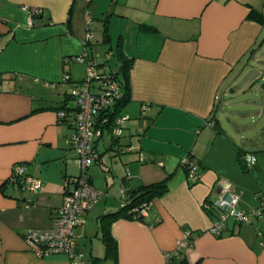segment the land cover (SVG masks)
I'll return each mask as SVG.
<instances>
[{
    "label": "crops",
    "instance_id": "1",
    "mask_svg": "<svg viewBox=\"0 0 264 264\" xmlns=\"http://www.w3.org/2000/svg\"><path fill=\"white\" fill-rule=\"evenodd\" d=\"M257 12L264 15V0H0V264H72L63 254L35 257L23 239L53 224L66 181L79 172L66 141L71 129L56 116L74 105L64 75L85 77L87 63L76 57L86 55L96 71L105 63L96 64L93 43L109 47L114 64L102 67L113 73L129 61L130 100L121 133L95 139L98 163L88 172L102 196L74 230L79 264L104 256L99 218L118 210L121 191L165 179L167 192L147 203L142 220L111 223L116 262L102 264H165L185 236L193 241L178 248L183 264H264L256 220H229L220 236L209 232L218 181L232 184L244 211L264 197V24ZM249 106L253 112L243 109ZM244 154L255 157L252 167ZM187 155L199 164L196 182L179 164ZM19 164L42 181L37 193L9 180ZM94 240L102 244L97 254ZM87 242L88 254L81 250Z\"/></svg>",
    "mask_w": 264,
    "mask_h": 264
},
{
    "label": "built area",
    "instance_id": "2",
    "mask_svg": "<svg viewBox=\"0 0 264 264\" xmlns=\"http://www.w3.org/2000/svg\"><path fill=\"white\" fill-rule=\"evenodd\" d=\"M31 15L41 14L37 8L29 9ZM91 35L87 36L89 41ZM80 63H87L86 55L76 57ZM86 77L80 82L71 81L68 75H64L63 82L68 85L67 95L72 99L73 107L69 111L57 112L58 118L67 121V126L71 129V134L67 138L68 145L76 153V161L79 173L68 179L67 186L63 192L61 206L54 213L53 224L48 228H31L24 235V243L27 252L41 259L52 255H66L72 264H79L83 258V253L78 251L73 242V233L77 225L84 221L86 212L100 199L102 193L92 187L87 177L88 169L97 162L98 154L95 152V139L103 133L110 132L113 136L121 133V123L125 119L124 115L117 117L115 126L111 130L104 128L107 122V113L112 109L115 101L118 100V85L109 75L106 69L99 73L87 63ZM218 97V96H217ZM217 97H215L217 99ZM142 113L148 110V105H142ZM103 114L104 116H102ZM102 116V122L97 125L96 120ZM180 166L185 170L187 179L196 182L200 177V167L194 158L187 155L179 160ZM246 166H253L256 162L253 155L243 157ZM11 182L15 186H21L28 193H37L42 187V181L27 174L23 165L12 167ZM218 194L211 203V208L217 212L216 222L209 232L220 236L227 222L232 220L237 224H251L256 220L257 236L264 239V197L256 207L249 211H244L238 207L239 198L233 190L232 184L227 181H218ZM122 197L124 192L121 191ZM29 208L32 204L25 203ZM148 205L141 206L140 215L145 217ZM193 241L192 236H185L180 241L178 248L187 247ZM178 248L165 255V264L171 257H178Z\"/></svg>",
    "mask_w": 264,
    "mask_h": 264
},
{
    "label": "trees",
    "instance_id": "3",
    "mask_svg": "<svg viewBox=\"0 0 264 264\" xmlns=\"http://www.w3.org/2000/svg\"><path fill=\"white\" fill-rule=\"evenodd\" d=\"M255 18L257 19V22L259 21L260 24H264V15H262L260 12L256 13ZM107 37H108V35L106 33V30H105L104 41L107 40ZM129 64L130 63L128 60H122L121 64L119 65L120 67H119L118 73L117 72L113 73L108 66L102 67V66L106 65L105 63L102 66L100 65L101 67L99 69H97L99 73H102L106 69L107 75L110 76L112 81L117 83L118 90H119L118 91V93H119L118 100L115 101V104L112 107V109L106 114L108 119L106 122L107 124H106V126H104V128H106L107 130H111L112 126H115V121H116L117 117L120 115H123L122 110L128 104V101L130 100L129 78H128V76H129L128 70L130 67ZM89 66H92V65H89ZM70 108H71V106L68 107V105H62L58 108L57 112L69 111ZM101 115L104 116L103 114H101ZM102 116L98 117V119L96 120L97 125H99V123L102 122L101 121ZM58 119L63 124L67 125V123H66L67 121H65V119H63V118H58ZM209 122H212V121H209ZM96 151L97 150L95 148V152ZM245 156L246 155L244 154L242 157H240L241 161H243V157H245ZM96 163H98V159H97V162H95L93 165H95ZM87 174H88L87 177L89 179L90 184L92 185V187H94L92 184V181H91V177H89L88 171H87ZM70 177H72V176H70ZM68 179L66 181L65 187L67 186ZM166 180L167 179L162 180L160 182L151 183L148 185H140V186H137L138 188L133 189L129 193L125 192V195L121 198L122 202H121V205L119 206L117 211H114L111 213H106V214L100 216V218H99V220H100V223H99L100 235L98 237L100 238V240L102 241L103 246H104V248H103L104 249V256L101 259L98 258V260L97 259L92 260L93 264H101V262H103V260H106V259H109L113 262H116L115 259L117 256V248H116L117 244H116V241L113 239V237L111 236V233H110L111 223H113L114 221H116L118 219H122V218L133 219V220H142L143 217L140 215V212H139V210L141 209V206L145 203L150 202L154 197L156 198L158 196H162L163 194H165L167 192L168 188H167V181ZM95 189H97V188H95ZM167 264H183V261L179 260L177 258L171 257L169 259V261L167 262Z\"/></svg>",
    "mask_w": 264,
    "mask_h": 264
},
{
    "label": "rangeland",
    "instance_id": "4",
    "mask_svg": "<svg viewBox=\"0 0 264 264\" xmlns=\"http://www.w3.org/2000/svg\"><path fill=\"white\" fill-rule=\"evenodd\" d=\"M93 43V42H92ZM93 48L92 49H94L93 51H94V56H95V62H96V64H98V63H103V62H105V64L106 63H110L111 64V66L114 64L113 62H114V60H112V56H111V54H109L110 52H109V47H104V46H102L101 44H97V43H93ZM107 57H109V61H107L106 62V59H107ZM245 74H247L246 72H245ZM82 76H85L86 77V71L84 72V75H83V72H82ZM246 76V75H245ZM84 77V78H85ZM242 77V76H241ZM244 77H242V79H243ZM252 106H249V107H245V108H243L245 111H247V110H250V112H253V109L251 108ZM238 109H240V110H242L241 108H238ZM234 115V114H233ZM237 121V120H236ZM249 121V120H248ZM249 122H251V121H249ZM77 162V161H76ZM94 166V165H93ZM92 167V166H91ZM88 246L86 247V248H83V249H81V250H83V251H85L87 254H88V252H89V248H91L90 247V243L89 242H87L86 243ZM93 244L95 245V247H94V249H95V251H93L94 252V254H97V251L99 252V249H101L102 248V244L98 241V240H94L93 241ZM98 247H100L99 249H98ZM88 250V251H87ZM102 264V263H101ZM103 264H107V263H103Z\"/></svg>",
    "mask_w": 264,
    "mask_h": 264
}]
</instances>
